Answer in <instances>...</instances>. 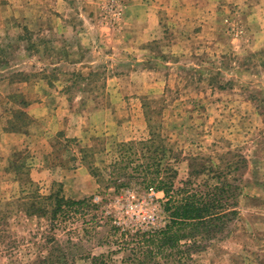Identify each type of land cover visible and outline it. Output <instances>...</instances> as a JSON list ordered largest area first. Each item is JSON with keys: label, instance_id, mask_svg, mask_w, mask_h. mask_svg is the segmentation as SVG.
I'll use <instances>...</instances> for the list:
<instances>
[{"label": "rangeland", "instance_id": "1", "mask_svg": "<svg viewBox=\"0 0 264 264\" xmlns=\"http://www.w3.org/2000/svg\"><path fill=\"white\" fill-rule=\"evenodd\" d=\"M160 181L234 212L160 252ZM0 264H264V0H0Z\"/></svg>", "mask_w": 264, "mask_h": 264}, {"label": "trees", "instance_id": "2", "mask_svg": "<svg viewBox=\"0 0 264 264\" xmlns=\"http://www.w3.org/2000/svg\"><path fill=\"white\" fill-rule=\"evenodd\" d=\"M164 182L160 181L156 186L167 195L163 207L169 219L162 229L145 233V241L157 246L160 252L177 249L179 254L184 253L185 251L179 248L183 241L191 242L188 250L192 247L197 248L202 241L215 237L220 230H223L234 212L224 211L230 204V198L236 196L234 191L227 188L230 184H226L225 181L202 193L190 189L188 183L174 189L173 181ZM62 198L65 197H58L55 216L62 208L64 202ZM66 203L73 205L82 204L84 201L66 199ZM148 253L153 254V250L150 249Z\"/></svg>", "mask_w": 264, "mask_h": 264}]
</instances>
